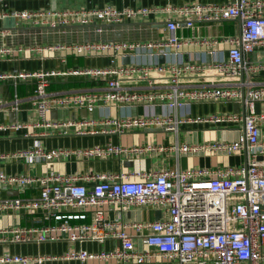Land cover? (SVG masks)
I'll return each mask as SVG.
<instances>
[{"label":"built area","instance_id":"1","mask_svg":"<svg viewBox=\"0 0 264 264\" xmlns=\"http://www.w3.org/2000/svg\"><path fill=\"white\" fill-rule=\"evenodd\" d=\"M165 16L168 34L148 40H94L81 43H50L34 50L65 51L66 57L105 56L103 66H75L66 69L0 72V83L9 82L13 91L0 96V106L19 109V83H32L30 100L36 114L32 122H1L0 133L25 128L49 129L59 135L123 134L132 129L158 127L177 135L183 123H201L217 128L234 127L233 139L168 146H125L106 142L74 149H47L40 139L14 152L0 150V160L15 157L25 162L51 161L61 155L88 158L120 157L142 151H173L177 157L199 152L241 154L244 164L214 169L167 167L151 171L90 172L84 174H7L0 171V188H38L35 197L0 199L1 212H22L30 225L13 223L0 229V241L29 243L65 240L114 244L90 252L82 246L61 255L1 254L0 264H44L47 260H118L142 264L159 258L176 264H264V61L251 62L247 55L264 45V0H236L232 3H185L163 7L103 6L57 11L11 10L0 12L32 24L97 26L119 24L150 14ZM240 21L239 33L221 37H185L177 30L196 22ZM206 49L210 61L197 57L184 60V47ZM14 49L0 46V57ZM27 50V49H25ZM204 51V50H203ZM164 60L160 61L159 56ZM128 58L125 63L124 59ZM154 74L164 75L162 83ZM77 76L102 83L99 88L50 91L56 77ZM193 76L205 83L191 84ZM128 79L144 81L146 88L126 86ZM156 84H163L156 86ZM239 103V110L191 114L193 103ZM259 103V111L255 110ZM142 107L132 115L125 109ZM160 112H156V107ZM85 109L83 117L52 118V109ZM110 108L117 110L116 114ZM101 109L98 116L89 114ZM260 135V137H259ZM258 156L261 159H258ZM149 206L160 211L153 220L109 218L105 211L125 212ZM140 238L149 250L137 251Z\"/></svg>","mask_w":264,"mask_h":264},{"label":"crops","instance_id":"2","mask_svg":"<svg viewBox=\"0 0 264 264\" xmlns=\"http://www.w3.org/2000/svg\"><path fill=\"white\" fill-rule=\"evenodd\" d=\"M236 0H0V12L8 13L11 10L22 11H41L44 9H52L57 11L73 10L79 8H93L103 6L122 7H163L167 5H182L185 3H232ZM165 22V16L161 13L150 14L146 18H136L123 23L114 24L105 28L101 38L107 40H148L165 37L168 31L165 26L159 24ZM240 21L221 20L215 22H196L192 28H183L177 30L178 34H183L185 37L194 34L198 37H221L235 35L239 33ZM40 24H32L24 19L6 15L0 17V46H8L14 50L7 56L0 57V72H7L13 69L24 71L47 70L52 68L66 69L72 65L75 66H103L108 60L105 56L91 57H66V62H61V57L66 53L60 49H48V51L34 50L38 45L55 42V33L51 30L44 32L39 30ZM38 27V28H37ZM83 29V28H82ZM84 30V29H83ZM76 31L70 33V39H79L82 32ZM49 34V35H47ZM84 36V35H83ZM95 38L96 35L85 36ZM27 49V50H25ZM204 50V51H203ZM206 49L186 46L184 47V55L187 60H194L197 57L207 60L208 52ZM247 59L251 62L264 61V45L254 49L253 52L247 55ZM208 61V60H207ZM157 82L162 83L166 78L164 75L154 74ZM206 77L193 76L188 79L191 84L205 83ZM126 86L137 89L146 88L144 81L138 79H128L124 82ZM163 84H156L161 86ZM2 92L0 96L8 98L13 86L9 82L0 83ZM103 84L99 82L87 81L77 76L56 77L51 80L50 91H65V90H81L89 88H99ZM17 90L21 96L19 109L13 111L6 107L0 106V121L1 122H32L36 120V114L32 106L30 95L32 91V83H19ZM132 108V107H131ZM131 108L125 109L126 112H131ZM101 109H96L91 116L96 117ZM191 114L204 115L211 112L233 111V103L221 102H205L193 103L190 107ZM113 114L117 113L115 108H110ZM142 107H137V112L141 113ZM83 108L81 109H52L50 116L52 118L64 119L68 117H83L85 115ZM87 115V113H86ZM44 131L42 128H25L19 130H11L0 133V150L3 152H14L16 150L31 146L33 141L40 139L43 145L47 148H64L74 149L80 147H90L97 144L111 142L125 146L132 145H159L168 146L178 139L181 143H201L212 141L215 139H233L237 136L238 131L232 128H217L215 126L204 125L201 123H183L179 126L177 135L173 132L165 131L158 127H150L145 129H132L123 134H96V135H59L49 131L45 135H38ZM247 161V154L242 151L241 154H225L222 152H199L197 154H183L179 157L173 151H142L140 153L122 154L120 157L108 158H88L77 155H61L51 161L25 162L15 157H10L0 160V171L7 174H29L33 176L43 175L46 173H65V174H84L90 172H118V171H151L167 167L178 166L181 169L186 168H205L214 169L219 166H236L244 164ZM38 195L36 185L26 189L11 187L9 189L0 188V199L6 197H35ZM157 208L149 206L136 207L126 210L125 212L107 209L105 211L109 218H120L123 220H153L155 219ZM159 211V210H158ZM160 212V211H159ZM160 217V214H159ZM158 219V218H157ZM13 223L22 225H30L31 220L22 212H1L0 211V229ZM135 249L144 251L151 249L146 246L142 239L134 240ZM87 249L90 252L99 251L101 249H109L114 246L110 241L104 243L86 242L80 245L79 243H70L65 240L47 241V242H29V243H9L0 241V255L21 254V255H61L68 249H78L80 247ZM44 264H122L118 260L101 262L94 259H89L85 262L75 260H47ZM125 264H137L133 262ZM142 264H176L174 262L160 260L159 258L146 261Z\"/></svg>","mask_w":264,"mask_h":264},{"label":"water","instance_id":"3","mask_svg":"<svg viewBox=\"0 0 264 264\" xmlns=\"http://www.w3.org/2000/svg\"><path fill=\"white\" fill-rule=\"evenodd\" d=\"M112 25H114V24H106V25L102 24L101 25V27H102V31L101 32H97L95 30V27H97V26H81V25L58 26V27L41 26V27H39L40 28L39 30L42 29L44 32H46V30H51V31H53L55 33L54 35H52V36H54V41L55 42H50V43H59V42L60 43H81V42L94 41V40L106 41L107 39L101 38V35H103V31L105 30V28L110 27ZM159 25L164 27L166 25V23L163 22V23H161ZM76 29H78V31L82 32V34L79 36L80 38L79 39H73V38L70 39L68 37V35L70 33H72V32L74 33L76 31ZM94 34L96 35L95 38L85 37V36L94 35ZM47 35H49V34H47ZM73 35L75 36V34H73ZM159 60L163 61L164 57L162 55L159 56ZM184 60H187L186 55H184ZM207 60L210 61V55H207ZM124 62L127 63L128 62V58H125ZM1 92H2V87L0 86V93ZM240 105L241 104L236 103V102L233 103V108H234L233 111L237 112L239 110V106ZM255 110L257 112L259 111V103L256 104ZM83 111H84L83 115H86V113H87L86 110L83 109ZM156 112L157 113L160 112V107L159 106L156 107ZM131 114L132 115H136L137 114V107L134 106V107L131 108ZM259 137H260V135H259ZM258 159H261V157L258 156ZM156 213L157 214L155 216V219L159 218L160 212L157 210Z\"/></svg>","mask_w":264,"mask_h":264},{"label":"rangeland","instance_id":"4","mask_svg":"<svg viewBox=\"0 0 264 264\" xmlns=\"http://www.w3.org/2000/svg\"><path fill=\"white\" fill-rule=\"evenodd\" d=\"M46 44H50V43H46ZM43 45V44H42Z\"/></svg>","mask_w":264,"mask_h":264}]
</instances>
